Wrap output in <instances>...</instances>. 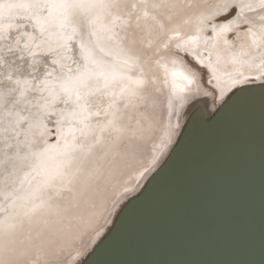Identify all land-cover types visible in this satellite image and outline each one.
<instances>
[{"label":"snow or ice","instance_id":"1","mask_svg":"<svg viewBox=\"0 0 264 264\" xmlns=\"http://www.w3.org/2000/svg\"><path fill=\"white\" fill-rule=\"evenodd\" d=\"M254 81L264 0H0V264H92L171 161L180 109ZM161 96L164 135L106 200Z\"/></svg>","mask_w":264,"mask_h":264},{"label":"water","instance_id":"2","mask_svg":"<svg viewBox=\"0 0 264 264\" xmlns=\"http://www.w3.org/2000/svg\"><path fill=\"white\" fill-rule=\"evenodd\" d=\"M260 88V81L240 84L213 109L204 96L198 97L194 102L190 101L182 113L183 120L177 138L161 163L167 161L169 157L172 159L153 183L155 185L157 181H162L170 188L168 191L159 190L164 193H158L159 196H166L167 202L164 201L165 204L160 205L161 198H158L153 207L159 206L165 211L169 210L170 206L174 208L176 204L180 210L171 208L170 216L167 218L159 216L166 218V221L156 216L150 218L151 215L147 219L143 215L140 221L136 220L139 223L137 227L120 234L118 240H122L120 247H123V250L111 255L113 258L115 255L116 258L108 261V264H124L118 262L121 258L125 259V264H146L147 260L150 264L170 262L173 264H235V262L261 264L264 261V242H262L264 240V147L250 144L246 139L233 142L228 135L213 136L212 139H208L210 131L214 130L212 133H216L223 127L220 121L222 113L225 114L224 111L229 106L237 103L233 102L227 108L224 107L233 92L241 89L258 91ZM198 103L201 104L200 111H196ZM196 116H200L199 127L192 125ZM235 124H229L232 127H227L233 135L256 136L247 120ZM193 132L195 133L192 134ZM177 143L181 146L173 155ZM187 156L202 166L204 164L201 158L209 156L213 158L219 164L215 174L217 180L210 181L200 172L188 173L186 169L181 177L179 172L181 165L198 168L193 164L194 161L187 159ZM176 176L179 177L174 181ZM197 186L207 190L196 193L197 196L212 200L210 208L200 211L202 228L199 229L191 222L189 215L191 212L196 213L194 212L196 203H190V198H187L192 195V188ZM141 190L139 189L136 194L138 195ZM220 195L226 199L221 204L218 203ZM150 196L148 191L134 204L144 202ZM175 196H178V199ZM114 235L115 233L111 239ZM214 239L222 245V249L214 243ZM110 240L92 257V262ZM165 241L169 242L171 247L166 245L163 246L164 248L161 247V243ZM227 249L232 256H228ZM164 252L171 253L169 261L165 263L162 260ZM152 259H155V262H152Z\"/></svg>","mask_w":264,"mask_h":264},{"label":"bare ground","instance_id":"3","mask_svg":"<svg viewBox=\"0 0 264 264\" xmlns=\"http://www.w3.org/2000/svg\"><path fill=\"white\" fill-rule=\"evenodd\" d=\"M207 2L211 4V3H217V2H219V0H207ZM208 34L210 35V32ZM233 36H234V33H230L229 39H232ZM225 70L231 71L232 66L227 65ZM259 90L258 91H246V92H244L242 101L237 102L235 104H232V106H229V108H227L224 111L225 114L222 113V116L220 118V121H222L223 127L216 133H212L214 130L210 131L209 134L210 133L211 134H210V136H208V139L209 138L212 139L213 136L224 137V136L228 135L233 142H238V140L246 139L249 141L250 144H253L255 146L264 147L263 146L264 145V95H262ZM229 92H227L226 95H228ZM165 96H166V93H165ZM202 96H203V90H201V93L198 94L195 99H197L198 97L200 98ZM221 101L222 100L219 99V93L216 94L215 98H213L211 96L207 97V102L209 103L211 109H213ZM196 105H197L196 111H200L201 104L198 103ZM183 112H184V108L180 109V119H179L180 127L177 130V134L173 137L172 144L169 145L164 150V156H163L162 160L164 159L168 150L170 149V147L173 145V143L175 142V140L177 138V135L180 131L182 120H183V119H181ZM152 116L154 118V124H153L152 130L149 134V138L140 142L136 157L134 159H129L126 162H119V161L117 162L116 174L113 176V178H112L111 182L109 183L108 188L104 194V198L106 200L111 199L113 188L119 187L120 184H122L125 181V179L128 177V174L130 172H133L141 164L147 163L148 159L151 156L152 150H153V144L154 143L159 144L160 138L164 135V131L168 125L167 106H166V100H165L164 96L160 97V103L158 104L155 111L152 113ZM223 120H225V121L223 122ZM241 120H245V121L247 120L249 125L253 128L252 132H254L256 134L255 137H253V136L247 137V136H243L240 134H234L233 135L230 132V130H228L229 127H232L229 124L236 125L235 122L237 123V122H240ZM199 121H200V116H196L193 120V124H192L193 127H195V126L199 127ZM227 122L229 124H227ZM171 123L173 126L176 125L177 118L175 116L172 117ZM49 127L52 128V130H53V135L50 137V139L52 140V142H54L55 141V135H54L55 126H54L53 121L49 122ZM194 133L195 132H193L192 134H194ZM191 150L192 149H190V151ZM196 153H198V151ZM190 156H187V159L188 160L191 159L192 161H194L192 158H190ZM201 159H203V164H204L203 166L201 164L199 165L195 161L193 162V164L196 165L198 168H195L192 165H189L187 167H184L183 165H181L180 166L181 171H179L181 173L180 176L183 177V175H184L183 172L186 169L188 173L200 172L201 175L207 176L210 179V181H216L217 177L215 176V174H216V169L219 166V164H217V162L213 158H211L210 156L204 157ZM176 177L177 178H174V181H176L179 176H176ZM0 180H2V177H0ZM161 182L162 181H157L155 183V185H152L149 188V195H151L149 199L147 198V200L144 202H138V203L134 204L128 210V212L125 215V218L122 220L123 222H122L121 226L115 232L113 239H111L110 242L106 245V247L103 248L101 253L96 257V259L92 262V264H101V263L102 264H108V261L115 259L116 258L115 255H114V258L111 255H113L116 251L118 253V252L123 250V247H120V243L122 240H118L120 234H122V233L124 234V232H126L127 230H129L132 227H135V226L137 227L139 224L138 221H140V219L143 217V215H145V219H147L150 215H151L150 218H152V216L153 217L154 216H156V217L166 216V218H167V216H170V213H171L170 209L172 208L171 206L169 207V210L166 209L165 211L162 210L159 206L153 207V205L156 203V200L158 198H161L159 200L160 205L165 204L164 201L167 202L166 201L167 197L164 195L159 196L158 193H164V192H161L159 190H167L168 191L170 188H168V185L165 182H162V184H160ZM0 187H2V185H0ZM215 188H217V187L215 186ZM233 189H234V187H233ZM191 191H192V195L187 196V198H190V203H196L195 204L196 208L194 209V212H196V213H192V212L189 213L190 220L196 226V228L199 229V228H202L201 224H200L201 223L200 219L202 217V214L200 213V211L203 212V211H206L208 208H210L211 207L210 204L212 203V200L209 201L208 197L201 199L199 196L196 195V193H198V192L207 191L205 189H202L201 186H197L196 188H192ZM178 196H175L176 199H178ZM0 199H2V198H0ZM225 201H226V199L220 195L218 203L221 204V203H224ZM56 202L57 203H63L64 201L57 200ZM174 205H175V207L172 209L179 211L180 208L178 207V205H176V204H174ZM98 211H99V209H98ZM174 213H180V212H174ZM159 218L163 221H166V218H161V217H159ZM136 220H138V221H136ZM34 235H35V233H34ZM213 241L216 245H218L222 249V247H221L222 245H220L217 240L215 241V239H214ZM165 245L167 247L168 246L171 247L170 243L166 242V241L164 243H161L160 246L163 247ZM227 251L229 253L228 256H232L228 249H227ZM170 255H171L170 252H168V253L164 252V254H162L163 263H165L166 261L167 262L169 261ZM170 261H172V260H170ZM118 262H123L125 264V259L121 258ZM152 262H155V259H152ZM145 263L150 264V261L147 260V261H145ZM168 264H173V263L170 262Z\"/></svg>","mask_w":264,"mask_h":264}]
</instances>
